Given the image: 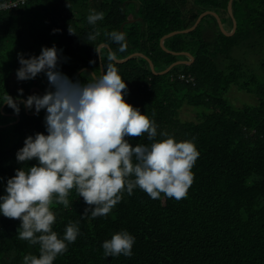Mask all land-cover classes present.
<instances>
[{
	"label": "trees",
	"instance_id": "trees-1",
	"mask_svg": "<svg viewBox=\"0 0 264 264\" xmlns=\"http://www.w3.org/2000/svg\"><path fill=\"white\" fill-rule=\"evenodd\" d=\"M228 2L27 0L23 7L0 13V103L5 91L13 98L26 97L35 81L44 86L31 94H43L48 87L43 73L22 80L21 87L13 83L17 53L27 58L39 54L41 46L55 44L62 50L59 69L63 58L62 72L69 78L85 70L72 79L80 81L100 74L94 49L98 44L108 45L118 60L144 55L156 72L189 62L184 54L193 58L191 65H177L166 74L155 73L145 58L124 64L114 61L127 85L126 102L156 122L153 139L166 138L160 135L164 132L194 142L199 155L187 195L179 200L163 193L150 198L135 187L131 194L122 192L109 213L91 217L81 216L89 206L71 189L67 207L55 200L50 204L56 217L52 229L62 235L68 222L78 221L80 231L53 264H264V0H234L237 28L232 35L222 34L216 18L207 15L194 31L165 40V48L177 55L160 45L162 37L191 27L208 10L232 30ZM89 9L104 13L96 22L100 34L95 40L86 39L94 30L86 20ZM54 28L59 31L53 32ZM113 29L125 34L123 51L104 35ZM107 52V48L101 51L102 66L108 63ZM257 53L261 56L254 67L249 60ZM233 87L255 96L257 104L234 105L228 98ZM185 106L198 110V121L179 119ZM32 111L21 103L16 114L0 104V194L14 169L36 163L15 158L26 136L45 132L44 110ZM7 114L15 117L9 121ZM128 139L133 145L152 142L146 133ZM19 223L18 218L0 215V264H22L25 254L38 255V243L18 237ZM121 229L135 237L132 255L104 257L101 242Z\"/></svg>",
	"mask_w": 264,
	"mask_h": 264
},
{
	"label": "clouds",
	"instance_id": "clouds-1",
	"mask_svg": "<svg viewBox=\"0 0 264 264\" xmlns=\"http://www.w3.org/2000/svg\"><path fill=\"white\" fill-rule=\"evenodd\" d=\"M103 16V11L89 9L86 20L94 30L87 34V40H95L100 34L95 26ZM104 35L118 45V51L125 49L122 31L113 29ZM101 47H94L99 56ZM61 51L53 44L41 46L39 54L27 58L18 52L16 79L30 80L43 73L48 87L43 94L32 93L22 99L5 91L0 103L16 114L21 103L36 114L41 110L45 113V132L26 136L15 152L17 162L35 159L36 163L27 169H14L0 194V215L18 218V237L39 245L38 255L25 254L22 264H53L79 234L78 221L68 222L62 235L52 229L56 219L50 209L53 200L67 207L69 192L74 188L89 206L81 216L91 217L109 213L121 193L131 194L135 187L150 198L163 193L179 200L187 195L193 182L192 166L199 155L192 140H176L164 132L160 135L166 138L153 139L157 135L156 122L124 99L127 85L110 48L108 63L99 75L87 81L72 80L60 71ZM18 91L22 93L23 89ZM143 133L152 141L150 144L129 142V137ZM134 241L128 230L116 231L101 242L102 254L131 256Z\"/></svg>",
	"mask_w": 264,
	"mask_h": 264
},
{
	"label": "water",
	"instance_id": "water-1",
	"mask_svg": "<svg viewBox=\"0 0 264 264\" xmlns=\"http://www.w3.org/2000/svg\"><path fill=\"white\" fill-rule=\"evenodd\" d=\"M233 2H234V0H229V2H228V6H227V10H228L229 16H230L231 19L233 20V28H232V30L228 31L225 27H223V24L221 23V20H220V18L218 17V14H216L215 12H213V11H211V10H208V11H205V12L201 13V14L199 15V17L197 18V20L195 21V23H194L191 27H189V28H187V29H184V30H178V31L170 32V33H168L167 35H165L164 37H162V39H161V41H160L161 48H162L165 52H167V53H169V54L177 55V54H175V53H172V52L168 51V50L165 48V44H164V43H165V40H167L168 38H170V37H172V36H174V35H177V34H181V33H190V32H192V31H194V30L197 28V26L199 25V23L202 21V19H203L204 17H206L207 15H212V16H214V17L216 18L217 23H218V28H219V30H220V32H221L222 34H225V35H232V34L236 31V28H237V21H236V19H235V17H234V13H233ZM130 22H134V20H132V21H130ZM102 45H103V47L100 48V56H99V54H98L101 70L103 69V66H102V64H101V51H102L103 48H107V49L109 50L108 45H106V44H102ZM184 56L188 57L190 61H189V62H183V61L176 62V63H174L173 65L167 67L165 70L160 71V72H156V70H155V66H154L153 62H152L149 58H147V57H145L144 55H141V54H134V55H132V56H130V57L124 59V60H118V59L115 58V62L118 63V64H124V63H126V62H128V61H130V60H132V59H134V58L141 57V58H145L146 60L149 61L150 66H151L152 70H153L155 73H157V74H166V73H168L171 69H173V68H174L175 66H177V65H184V64L191 65L192 62H193V58L191 57V55H189V54H184ZM63 65H64V60H63V58H62V66H61L60 71H62ZM84 71H85V70H83V71H81V72H78L77 75L80 74V73H82V72H84ZM77 75H75V76H77ZM75 76H74V77H75ZM74 77H71L70 79H73ZM17 120H19V118H18Z\"/></svg>",
	"mask_w": 264,
	"mask_h": 264
},
{
	"label": "rangeland",
	"instance_id": "rangeland-1",
	"mask_svg": "<svg viewBox=\"0 0 264 264\" xmlns=\"http://www.w3.org/2000/svg\"><path fill=\"white\" fill-rule=\"evenodd\" d=\"M260 56L261 55L259 53L251 55L249 62L254 64L255 65L254 67H258V63H259L258 60H260ZM13 83H16L17 85H19V87H21L22 80L16 79ZM34 83H35L34 87L29 89L30 94L32 91H35V89H39L40 86H44L39 81H35ZM228 98L236 106H241L243 104H257V98L255 96H252L251 94H248L244 91H239L236 87H233L230 90V92L228 93ZM33 112L34 111H32L31 113ZM7 115L10 116V119L7 117L5 119H8L9 121H11V117H15V115L12 114H7ZM179 119L182 121H198L199 120L198 110L193 107L185 106L179 113Z\"/></svg>",
	"mask_w": 264,
	"mask_h": 264
},
{
	"label": "built area",
	"instance_id": "built-area-1",
	"mask_svg": "<svg viewBox=\"0 0 264 264\" xmlns=\"http://www.w3.org/2000/svg\"><path fill=\"white\" fill-rule=\"evenodd\" d=\"M26 2L27 0H7V1L0 2L4 4L3 7H0V13L6 12V11H12L20 7H23ZM181 78L184 79L185 77L181 76ZM189 81H193V79L190 78Z\"/></svg>",
	"mask_w": 264,
	"mask_h": 264
},
{
	"label": "crops",
	"instance_id": "crops-1",
	"mask_svg": "<svg viewBox=\"0 0 264 264\" xmlns=\"http://www.w3.org/2000/svg\"><path fill=\"white\" fill-rule=\"evenodd\" d=\"M139 7H140V5H139ZM135 21V20H134Z\"/></svg>",
	"mask_w": 264,
	"mask_h": 264
}]
</instances>
